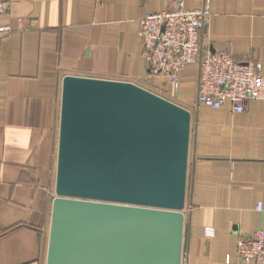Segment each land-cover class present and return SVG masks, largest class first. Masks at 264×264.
Instances as JSON below:
<instances>
[{"label":"crops","instance_id":"1","mask_svg":"<svg viewBox=\"0 0 264 264\" xmlns=\"http://www.w3.org/2000/svg\"><path fill=\"white\" fill-rule=\"evenodd\" d=\"M1 1L10 30L0 38V264H45L62 78L145 80L139 19L168 1ZM205 1L203 49L254 58L264 76V0L184 3ZM193 66L176 95L191 110L181 264H229L237 238L264 227V97L242 112L194 105ZM152 84L172 92L165 79Z\"/></svg>","mask_w":264,"mask_h":264},{"label":"water","instance_id":"2","mask_svg":"<svg viewBox=\"0 0 264 264\" xmlns=\"http://www.w3.org/2000/svg\"><path fill=\"white\" fill-rule=\"evenodd\" d=\"M189 133L136 84L65 75L45 264H181Z\"/></svg>","mask_w":264,"mask_h":264},{"label":"built area","instance_id":"3","mask_svg":"<svg viewBox=\"0 0 264 264\" xmlns=\"http://www.w3.org/2000/svg\"><path fill=\"white\" fill-rule=\"evenodd\" d=\"M167 1V8L139 19L147 75L165 79L177 91L181 72L194 65L195 103L214 110L229 105L232 111L242 112L248 103L262 99L264 76L258 61L249 57L237 61L227 51L203 49L201 32L210 18L207 1L193 8H187L184 0ZM3 10L0 0V14ZM9 30L0 25V38ZM261 209L258 204L257 210ZM204 233L213 236L211 228H205ZM229 264H264V227L237 238L236 260Z\"/></svg>","mask_w":264,"mask_h":264},{"label":"rangeland","instance_id":"4","mask_svg":"<svg viewBox=\"0 0 264 264\" xmlns=\"http://www.w3.org/2000/svg\"><path fill=\"white\" fill-rule=\"evenodd\" d=\"M193 67H194V74L196 77V67L195 66H193ZM111 80L128 81V82H131L133 84H136V85H138V86H140V87H142V88H144V89H146V90H148V91H150V92H152L158 96H161V97L181 106L182 108L186 109L189 113H191L190 105L187 104L185 101H182V100L178 99V97H176L179 89L177 91H174L172 89V92H171L172 95L171 94L169 95V94L163 92L161 87L157 88L152 84L153 77H149L147 75V78L145 80L144 79H127L126 80V79H118V78L117 79L112 78ZM60 90H59V104H60ZM194 105H197V104L194 102ZM58 124H59V114H58Z\"/></svg>","mask_w":264,"mask_h":264}]
</instances>
